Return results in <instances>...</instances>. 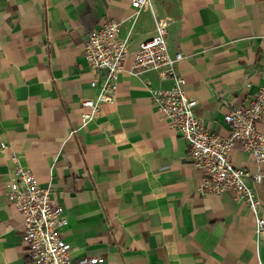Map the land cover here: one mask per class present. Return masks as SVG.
I'll list each match as a JSON object with an SVG mask.
<instances>
[{
  "label": "crops",
  "instance_id": "1",
  "mask_svg": "<svg viewBox=\"0 0 264 264\" xmlns=\"http://www.w3.org/2000/svg\"><path fill=\"white\" fill-rule=\"evenodd\" d=\"M160 19L170 20V50L186 56L179 69L195 113L228 136L227 113L248 107L264 85V0H151L139 14L131 0H0V264H34L24 214L8 196L13 152L62 207L73 259L264 264L253 212L233 190H198L202 173L187 140L141 78L123 74L116 100L83 124L81 102L98 93L84 56L88 33L122 21L134 50ZM146 76L171 86L156 72ZM233 161L263 175L256 190L264 216V162L240 146Z\"/></svg>",
  "mask_w": 264,
  "mask_h": 264
},
{
  "label": "built area",
  "instance_id": "2",
  "mask_svg": "<svg viewBox=\"0 0 264 264\" xmlns=\"http://www.w3.org/2000/svg\"><path fill=\"white\" fill-rule=\"evenodd\" d=\"M151 0H131L135 14L149 7ZM170 20H158L155 33L130 49V33L120 35L122 21L110 20L100 29L92 30L85 40L84 56L94 76L91 86L98 89L93 98L81 102L89 111L82 112L83 124L94 119L105 103L116 100L123 74L141 78L157 110L189 144V157L201 171L198 190L203 194H222L233 190L237 198L255 216V235L264 241L262 201L256 185L263 181L260 172L236 166L233 153L237 146L253 154L256 162H264V131L258 122L264 119V85L254 95L248 107L232 108L225 116L230 130L228 136L213 132L195 113L197 98L187 90V80L179 69L186 56L182 51L172 52L168 36ZM156 72L161 81L171 82L170 87L155 86L146 76ZM1 147L6 148L2 143ZM15 178L9 183L8 196L24 214L23 242L29 248L34 264H95L100 256H83L73 259L72 246L63 239L62 229L68 223L63 209L51 197V188L41 186L33 170L12 153Z\"/></svg>",
  "mask_w": 264,
  "mask_h": 264
}]
</instances>
